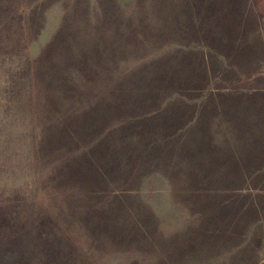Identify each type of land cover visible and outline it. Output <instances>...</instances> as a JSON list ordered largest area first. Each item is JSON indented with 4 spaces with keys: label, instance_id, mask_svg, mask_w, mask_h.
I'll use <instances>...</instances> for the list:
<instances>
[{
    "label": "rangeland",
    "instance_id": "obj_1",
    "mask_svg": "<svg viewBox=\"0 0 264 264\" xmlns=\"http://www.w3.org/2000/svg\"><path fill=\"white\" fill-rule=\"evenodd\" d=\"M0 264H264V0H0Z\"/></svg>",
    "mask_w": 264,
    "mask_h": 264
},
{
    "label": "crops",
    "instance_id": "obj_2",
    "mask_svg": "<svg viewBox=\"0 0 264 264\" xmlns=\"http://www.w3.org/2000/svg\"><path fill=\"white\" fill-rule=\"evenodd\" d=\"M108 41H107V44H109L110 42H111V40H112V33L110 32L109 34H108ZM120 39V38H119ZM122 41H123V39H121ZM120 41V40H119ZM242 42V44H241V49H240V53L242 54V55H245V53L247 54V55H255V53H256V43H255V41L254 40H251V39H249L248 41H241ZM120 45H121V43H120ZM252 47H253V50H252ZM227 48L228 49H230L229 48V46H227ZM219 50H221V51H225L226 50V48H225V44H223V45H221V47L219 48ZM229 52V51H228ZM116 103H118V102H120V103H123L124 101L122 100V98L121 97H118L117 99H116V101H115ZM217 104H218V110L219 109H221V110H223L224 111V113H218L217 115H218V117H228L229 115L228 114H226L225 113V101H224V97L223 96H218L217 97V99H216V101H215ZM146 104H148V102H145ZM247 108V107H246ZM248 109V108H247ZM210 111L212 112L213 111V107L210 109ZM215 113V112H214ZM107 115H108V118H115V119H117V120H120V119H123L124 118V115H125V111H124V109L123 108H117V107H114L113 109H112V111H111V113L110 112H107ZM211 115H213V113H211ZM231 117H235V115H232L231 114ZM224 119V118H223ZM218 120H220V119H218ZM116 131H118V130H114V128H110V127H106V129H105V133H106V135H110L111 133H113V132H116ZM214 140V139H213ZM217 140H219V139H217ZM220 140H223V139H220ZM231 140H233V139H231ZM119 173V172H118Z\"/></svg>",
    "mask_w": 264,
    "mask_h": 264
},
{
    "label": "trees",
    "instance_id": "obj_3",
    "mask_svg": "<svg viewBox=\"0 0 264 264\" xmlns=\"http://www.w3.org/2000/svg\"><path fill=\"white\" fill-rule=\"evenodd\" d=\"M112 172H116V171H112ZM116 173H118V172H116Z\"/></svg>",
    "mask_w": 264,
    "mask_h": 264
}]
</instances>
